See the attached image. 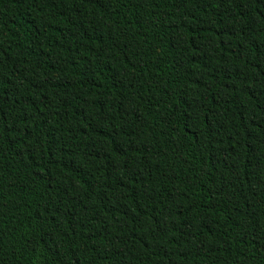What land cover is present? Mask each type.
<instances>
[{
  "label": "trees",
  "instance_id": "1",
  "mask_svg": "<svg viewBox=\"0 0 264 264\" xmlns=\"http://www.w3.org/2000/svg\"><path fill=\"white\" fill-rule=\"evenodd\" d=\"M0 264H264V0H0Z\"/></svg>",
  "mask_w": 264,
  "mask_h": 264
}]
</instances>
